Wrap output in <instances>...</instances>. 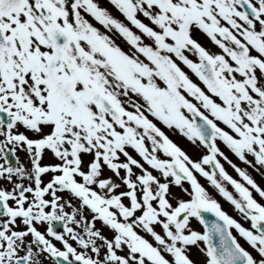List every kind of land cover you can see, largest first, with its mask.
Here are the masks:
<instances>
[{"label":"snow or ice","instance_id":"obj_1","mask_svg":"<svg viewBox=\"0 0 264 264\" xmlns=\"http://www.w3.org/2000/svg\"><path fill=\"white\" fill-rule=\"evenodd\" d=\"M247 169L264 0H0V264H264Z\"/></svg>","mask_w":264,"mask_h":264},{"label":"rangeland","instance_id":"obj_2","mask_svg":"<svg viewBox=\"0 0 264 264\" xmlns=\"http://www.w3.org/2000/svg\"><path fill=\"white\" fill-rule=\"evenodd\" d=\"M172 139L176 140V137H171ZM177 143L180 144L181 147H186V145H184L181 141H176ZM221 147V151H224L225 155H227L229 157V159H231L233 161V163H236L238 166L240 167H245L244 165L240 164V162L238 160H236L229 152L227 149H225L222 145H220ZM221 163L223 164V166L225 167L226 171L231 175L233 176L234 179H239V177L237 176V174L232 170L231 167H229L226 163H224L223 160H221ZM250 173V175L254 178V180L257 182V184L262 188L264 189V178H262L259 174H257L255 171H253L252 169H247ZM205 187H208L206 184H205ZM229 190L231 191V188L229 186ZM209 191L212 192V195L214 196V198L217 199V201L220 203L221 201L219 200V195L216 194L215 192H213L210 188H209ZM256 194L254 193V196ZM221 198V197H220ZM258 200L259 198L256 197ZM222 203V202H221ZM228 204V203H227ZM230 205L228 204L227 207L229 208V210H231V215L234 216L235 218L234 219H238V220H241L243 221L244 223H247L245 222L244 220H242L240 218V216L232 209V207L230 208L229 207ZM248 224V223H247Z\"/></svg>","mask_w":264,"mask_h":264},{"label":"flooded vegetation","instance_id":"obj_3","mask_svg":"<svg viewBox=\"0 0 264 264\" xmlns=\"http://www.w3.org/2000/svg\"><path fill=\"white\" fill-rule=\"evenodd\" d=\"M101 2L103 3V0H101ZM112 14L114 15V16H117V17H119V14L118 13H116L114 10H112ZM202 230V229H201ZM234 233V232H233ZM234 235H236L235 233H234ZM196 257L194 256V259H195Z\"/></svg>","mask_w":264,"mask_h":264}]
</instances>
